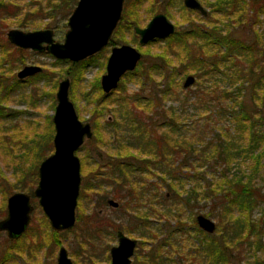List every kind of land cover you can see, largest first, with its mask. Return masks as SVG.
I'll return each instance as SVG.
<instances>
[{"label": "trees", "instance_id": "1", "mask_svg": "<svg viewBox=\"0 0 264 264\" xmlns=\"http://www.w3.org/2000/svg\"><path fill=\"white\" fill-rule=\"evenodd\" d=\"M77 1L0 0V115L11 116L3 111L4 102L23 81L32 82L46 75L42 70L23 81L16 78L14 69L25 65L29 58L27 49L8 41L6 29L10 25L25 31L51 28L69 17ZM159 1L124 0L121 19L108 44L128 41L126 32L136 36L134 26L157 11L174 19L168 5L176 1H180L182 17L190 12L196 18L187 13L181 22L174 19V33L160 39L165 47L149 58L147 46L136 68L127 72L110 94L105 95L98 84L95 86L98 97L87 118L93 136L87 143L95 142L102 154L94 156V168L85 174L89 173V178L84 175L79 195L94 205L96 196L101 197L103 204L110 196L118 202L114 210L119 214L107 222L109 229L101 220L95 226V212L84 214L79 201L76 223H81L80 244L84 249L86 243L93 246L102 233L115 236L123 231L130 236L137 234L131 264H234L243 246L244 252L250 251L254 256L243 264H264V192L256 183L258 178L264 183V0H200L211 7L206 16L185 8L182 0H166L164 3L168 4ZM212 12L216 13L213 18ZM237 26L250 31L251 37L235 34ZM94 58L65 60L70 66L66 73L71 81L79 80L86 67L95 63ZM188 74L195 77L192 92L189 88L180 89V76ZM125 76H136V91L128 93L121 85ZM157 77L160 80L156 85L165 88L154 89ZM115 91L119 92L115 107L107 109L102 100ZM167 99L177 105L166 106ZM210 107L213 114L207 112ZM189 111L191 116H204L205 123L200 125L193 118L188 121ZM106 113L112 119L108 116L103 125L100 121ZM227 114L229 125L217 126ZM51 118L46 116L40 132L32 130L29 137L22 136L20 143L14 142L19 143L21 153H10L9 160L16 169L20 168L21 176L10 182L0 171V217L6 213L4 201L12 191H27L32 196L38 165L46 152L53 150ZM81 163L84 172L83 158ZM195 174L199 175L201 188L196 184L186 187V180ZM150 186H154L152 194ZM197 195L214 203V210L218 211L216 229L212 234L205 233L192 217L199 242L187 247L184 223L176 219L175 224L166 225L164 221L171 205L194 207ZM168 198L172 203L167 206ZM256 209L259 216L254 218ZM41 219L44 230L39 238L45 234L50 247L60 246L67 232L52 230L44 214ZM32 228L30 221L21 237ZM21 237L6 239L9 245L0 264L16 257L11 250L18 247ZM83 258L84 264H102L93 253L87 252Z\"/></svg>", "mask_w": 264, "mask_h": 264}, {"label": "water", "instance_id": "2", "mask_svg": "<svg viewBox=\"0 0 264 264\" xmlns=\"http://www.w3.org/2000/svg\"><path fill=\"white\" fill-rule=\"evenodd\" d=\"M184 7L198 11L202 16L207 10L198 0H182ZM124 0H78L67 19L68 29L62 42L55 41L50 28L23 31L11 28L6 37L14 46L35 52H48L57 59L72 62L84 60L102 50L112 36L122 16ZM134 33L140 44H147L155 39H164L175 31L174 23L162 12L155 13L144 27L134 26ZM142 53L135 47L123 43L114 45L105 63V73L100 78V88L105 95L118 86L120 79L133 71ZM42 68L35 64H25L16 77L24 80ZM195 77L186 75L183 88L193 85ZM70 79L66 76L57 87L56 104L52 114L54 134L53 151L41 160L37 168L38 181L32 190L50 228L63 232L73 227L76 220V206L80 191L81 172L77 151L85 140L91 139V124L81 121L73 102L69 97ZM30 194L15 191L9 194L6 201V215L0 219V231L8 239L19 238L27 229L31 220L33 205ZM107 204L117 207L118 202L112 198ZM197 227L205 233L212 234L216 229L215 221L204 214L195 216ZM137 240L117 232V244L109 249V264H130L134 255ZM56 264H73L65 246L60 245Z\"/></svg>", "mask_w": 264, "mask_h": 264}, {"label": "rangeland", "instance_id": "3", "mask_svg": "<svg viewBox=\"0 0 264 264\" xmlns=\"http://www.w3.org/2000/svg\"><path fill=\"white\" fill-rule=\"evenodd\" d=\"M22 1L29 2V0H22ZM165 1L166 0H160L159 2L160 4H163ZM204 3L202 2L201 4L209 12L210 15L211 7L205 5ZM164 4H168V3H164ZM168 10L172 13L174 19L179 20V22H181L184 15H186L187 13H188L187 15L196 18L195 14H191L190 12H186V11H184L186 13L183 15V17L182 15H180V13L182 12V10L180 9V1H176L173 4L168 5ZM157 12H162V11H157ZM215 15L216 13L214 12L211 13L212 18L215 17ZM150 18L151 17L144 18L143 23L138 26L144 27L147 24V22L150 20ZM67 19H68V15L63 20L61 19L60 21L56 22L53 25V27L50 28L53 31V38L55 41L58 42L63 41L64 34L68 29ZM174 19H170V20L174 23L175 22ZM11 28H17V27L10 25L6 29V32ZM20 29L23 31L26 30L24 28H20ZM234 33L239 36L245 34V36H247L248 38L251 37L250 31L246 32V30H243L242 26L235 27ZM125 38L128 41L120 42L116 45L126 43L135 47L141 53L148 46V50L146 54L149 56V58H151L154 53L161 51L165 47V42L160 41V39L159 41H153L151 44L149 43L140 44L138 42L139 39L138 36L130 35L128 34V32H126ZM111 46L112 45L107 44L102 50L88 57V58H92L95 56L96 57L94 58L95 63L88 65L84 71L83 76L77 81H71V79L67 76L68 74L66 73V70L70 71V66L65 61L66 59H57L48 52L43 53V52H35L32 50H27L26 55L29 59L26 62V64H35L40 66L42 70L46 72V75L45 77H40L39 79L34 80L32 82L23 81L22 85L15 91V93L11 94L10 98L4 102L3 111L10 112L11 116L4 117L0 115V171L3 172V174H5L6 176H8L10 182H15L17 179L16 176L17 177L21 176V172L19 171L20 168L16 169L14 163L11 162V160H9L10 153L20 154L21 153V147L19 145L20 138H22V136L29 137V135L32 133V130H36L40 132L44 127V123H45L44 120L46 119V116L50 115L52 117V114L54 112V107L56 104L55 93L57 91L58 83L66 76L70 79L69 97L75 106L79 119L81 121L86 122L87 118L91 117L90 110L92 107V103L94 102V98L98 97V93H97L98 89L95 86L98 85L100 86V78L105 73V65H102V63L103 62L106 63V59L107 56L109 55ZM182 53L184 55V52ZM86 59L87 58H85L84 60ZM20 68L21 67L15 68L14 73H16ZM185 77L186 76L183 75L180 76V89L182 88V82ZM157 78L154 79L155 80V84H153L154 89L160 90L162 88H165V86L163 87L160 84L159 87L156 85L158 82L157 80H160L159 77ZM123 79L124 80L121 85H124L123 87L126 89L128 93L136 91L139 88V84L136 76H125ZM188 88L189 91L192 92L195 89V85H192ZM116 91L112 95H109V97L102 100L103 105H105L107 109L115 107V100L119 93ZM71 96L74 99H72ZM171 104H173L174 106L177 105V103H173V101L167 99L165 105L168 106ZM191 112L192 111H189L190 116L188 117V121H191V119L193 118V121L195 122L198 121L200 125L205 123L206 119L204 116L198 117L196 114L194 116H191ZM207 112L213 114L214 109L210 107ZM108 116L109 118L112 119L110 114L106 113L102 117V120L100 121L101 124L105 125V120ZM218 124L229 125L228 114L226 115L224 121L220 120V122L217 123V126ZM15 141H19V143H14ZM51 152L52 151H47L45 156H47ZM100 154H102V151L99 149L98 146L96 147L95 142L87 143V140L82 145V147L77 151V155L80 158V161L81 158H83V166H84V172L81 169V177H82L81 184L84 180V175L91 168L92 169L94 168L92 166L91 159L94 156H99ZM22 167L23 166H21V168ZM189 173L190 171L188 172V174ZM193 176L195 177L194 178L189 177V179L186 180V187L196 184L197 188H201V183L197 178V176L199 175L195 174ZM85 177L86 179L89 178L90 177L89 173L85 175ZM206 179L208 181L211 179L208 174H206ZM256 183L258 186L262 187V191L264 192V183L261 180V178H258L256 180ZM35 185L31 188V191L33 190ZM150 188L151 189L149 191V194H152V192H154V186H150ZM15 191H19V190H14L12 192ZM23 192H26L31 195V192H27V191H23ZM89 192H91V190H89ZM7 197L4 201L5 212H6ZM195 197L196 199L194 202V207L190 205L187 208H183L178 205H171L170 210L167 211V215L165 216L166 219L164 221L166 225H169V223L175 224L176 219H179L184 223L183 228L185 229V234L187 235V240L184 242V244H187V247L191 243H194L195 246H197L199 242L198 239L199 237H197V233L195 232V229L191 222L192 217L195 218L197 214L210 213V215L207 217L213 219L215 223L217 222L216 216L218 214V211L214 210L215 209L214 203L210 200L202 199L200 195H197ZM107 198H110V196H107ZM94 199H96L95 205L93 203L88 204L85 201V199H82V197L80 198L79 195L77 200L76 213L78 211V202L80 201L82 202L83 205L84 214H87V212L92 210L95 212L96 217L95 220L93 221V224L95 226L97 225L99 226V223H97V221L101 220L104 226L107 229H109V227L107 226L108 225L107 222L108 221L110 222L113 218L117 217L119 212L115 211L114 208L106 204V202L103 204L101 197L96 196ZM30 200H31V204L33 205V210L31 212V220H30L32 221L33 228L31 231H29V233L25 234L23 237L20 236L21 238L19 242L16 243L18 247L11 250V253L16 255V257L14 258L12 257L10 260L5 261L2 264H56V256L59 246L53 245L50 247L48 245V240H46L45 238V234H43L42 237L39 238V236H41L42 234V231L44 230L43 226H41L43 222L41 219L43 212L41 207L38 205L36 198L31 196ZM0 202L2 203L1 195H0ZM149 203H151V200L149 201ZM171 203L172 202L169 198L165 201V204L167 206L170 205ZM5 215L0 217V219L4 218ZM253 216L254 218H257L259 216V209H256L254 211ZM182 222H180L179 225H182ZM80 225L81 223L77 222L75 226H73L72 228L74 229L73 231L72 229L71 231L70 230L63 231V232H67V234L61 238L62 239L61 245L65 246V248L67 249L68 256L71 258L72 263L84 264L85 260L83 258V255L89 252L91 254L93 253L95 258L98 261H100L102 264H108L109 259L108 260L106 259V255L109 256L110 246L116 244V236H113L110 233L108 234L102 233L101 234L102 236L100 238L95 239L93 241L92 243L93 246H90L91 244L86 243L83 249V246L80 244V236H81V230H79ZM125 234L130 236L127 233ZM136 235L137 234L134 233L133 236L130 237L137 239ZM216 236L218 237L219 235H215V237ZM6 239H8L6 233L0 231V258L3 257L2 256L3 251L5 249L7 250V247L9 245V242L6 241ZM9 241L12 240L9 239ZM37 242H41V243L36 244ZM105 246L107 247L105 248ZM85 247L87 250H85ZM244 250H246L245 247L244 246L241 247V253L238 256L239 258L235 259L238 261H234V264H243L246 258L249 259L250 261L253 260L252 258L254 256L251 254V252L250 251L244 252ZM235 251L236 249L234 248L233 253H235ZM256 255L260 256L261 254L257 253ZM240 260L242 261L240 262ZM196 264H198L197 261Z\"/></svg>", "mask_w": 264, "mask_h": 264}, {"label": "flooded vegetation", "instance_id": "4", "mask_svg": "<svg viewBox=\"0 0 264 264\" xmlns=\"http://www.w3.org/2000/svg\"><path fill=\"white\" fill-rule=\"evenodd\" d=\"M110 41V40H109ZM114 46V45H113ZM112 47V46H111ZM110 53V52H109ZM108 57V56H107ZM107 60V59H106ZM15 76H16V73H15ZM17 78V77H16ZM19 80V79H18ZM21 81H23V80H21ZM77 153V152H76ZM80 159V158H79ZM94 159V157L91 159V161ZM80 165H81V161H80ZM80 172H81V167H80ZM81 181H82V177H81ZM81 185V184H80ZM115 200V199H114ZM106 204H107V199H106ZM110 206V205H109ZM77 207V206H76ZM118 207V206H117ZM117 207H112V208H117ZM75 213H76V210H75ZM75 223H76V220H75ZM75 225V224H74ZM73 225V226H74ZM71 229V228H70ZM69 229V230H70ZM67 231V230H66ZM125 234V233H124ZM116 244H117V233H116ZM130 237V236H129ZM132 238V237H131ZM135 239V238H134ZM137 240V239H136ZM137 242H138V240H137ZM115 244V245H116ZM113 246V245H112ZM111 247V246H110ZM137 247V246H136ZM110 249V248H109ZM135 250H136V248H135ZM68 252V251H67ZM134 254H135V251H134ZM134 256V255H133ZM133 256H132V258H131V262H132V259H133ZM109 262H110V255H109ZM109 264V263H108ZM131 264V263H130Z\"/></svg>", "mask_w": 264, "mask_h": 264}]
</instances>
